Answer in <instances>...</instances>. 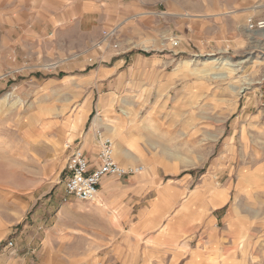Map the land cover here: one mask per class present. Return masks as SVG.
<instances>
[{
    "label": "rangeland",
    "instance_id": "rangeland-1",
    "mask_svg": "<svg viewBox=\"0 0 264 264\" xmlns=\"http://www.w3.org/2000/svg\"><path fill=\"white\" fill-rule=\"evenodd\" d=\"M47 6L0 0V264H264V0H145L92 28L54 25ZM113 65L110 126L143 145L147 167L110 176L158 179L129 192V226L63 183L96 113L74 119L108 92L95 70ZM162 183L179 189L161 220Z\"/></svg>",
    "mask_w": 264,
    "mask_h": 264
},
{
    "label": "crops",
    "instance_id": "crops-1",
    "mask_svg": "<svg viewBox=\"0 0 264 264\" xmlns=\"http://www.w3.org/2000/svg\"><path fill=\"white\" fill-rule=\"evenodd\" d=\"M48 3L46 10H49L48 17H51V20H54V25L58 26H72V25H81L84 28L96 27L99 23V20H103V24H114L117 25L123 21V17L126 16V13L130 10H137L142 4L145 3V0H45V3ZM44 7L43 5H40ZM111 17V18H109ZM101 22V21H100ZM122 57H119L117 60H121ZM133 58V57H131ZM145 64V61H139V63ZM118 65L111 66H102L98 67L95 70L96 75H100L98 84L100 89L104 87L107 88L108 92H102L96 99V104L94 107L89 106L81 112V115H78L74 119V124L79 123L83 117V123L87 122L90 115L96 113V116L90 122L91 124L87 128L85 135L82 139V142L79 141L77 146H79L85 153L90 164L95 166L97 164L96 152H97V140L95 135V129L101 128L103 132L113 136L116 140V155L115 158L118 163L124 166L132 165H146L147 161L145 160L144 147L141 143H137V149L127 144L129 135L120 139L118 132H114L111 128V121L120 122L117 116H114L110 111L109 101V89L111 84L118 85L120 82L121 73L116 69ZM98 87V88H99ZM97 89V87H96ZM84 126V124H83ZM116 133V134H115ZM81 142V144H80ZM141 151V152H140ZM149 167L152 168L149 164ZM118 178L112 176H105L102 178L98 188V201L109 207H117L121 209V218L120 223L122 226H129V219L132 215L131 207L124 205L125 201H130L131 199L136 198L135 195H129L130 191H138L146 188V184L149 182L154 183V186L157 185L158 179L155 178H130L128 183L122 184L117 180ZM175 186L176 188H174ZM177 189V190H176ZM178 186L173 185V183H162L160 188L156 192V209L154 208L153 217L158 219H163L168 217L171 207L173 206V201L178 197ZM224 190H213L208 197V200L212 206L216 207L224 201ZM138 195H141L140 193ZM131 198V199H130ZM215 200L217 203H212L211 201ZM123 204L120 205V204ZM142 212V211H141ZM227 219V216H226ZM136 226V225H133ZM173 227V223H172ZM166 228V227H165ZM230 232L228 231L221 236L215 235L212 236V244H221L222 241L229 237ZM163 236V235H161ZM167 236L173 241L176 237L175 233L171 231V228L167 230Z\"/></svg>",
    "mask_w": 264,
    "mask_h": 264
},
{
    "label": "built area",
    "instance_id": "built-area-1",
    "mask_svg": "<svg viewBox=\"0 0 264 264\" xmlns=\"http://www.w3.org/2000/svg\"><path fill=\"white\" fill-rule=\"evenodd\" d=\"M247 23L250 27H253L252 19H248ZM257 24L259 27H264V19L257 22ZM101 33L102 39L105 41L112 37L114 31L103 30ZM97 135L98 149L96 152L97 164L95 166L90 164L84 151L77 145L72 147L67 157L65 165L66 175L63 183L64 191L68 196L94 202L97 199L98 187L103 177L114 175L121 178L139 173L142 170L141 165L124 166L118 163L115 159L112 140L107 136H102L100 131L97 132ZM66 147L71 148V144H67ZM12 245V241L9 240L5 244V248Z\"/></svg>",
    "mask_w": 264,
    "mask_h": 264
},
{
    "label": "bare ground",
    "instance_id": "bare-ground-1",
    "mask_svg": "<svg viewBox=\"0 0 264 264\" xmlns=\"http://www.w3.org/2000/svg\"><path fill=\"white\" fill-rule=\"evenodd\" d=\"M215 202H216V201L214 200V202H213V203L215 204ZM216 203H217V202H216Z\"/></svg>",
    "mask_w": 264,
    "mask_h": 264
}]
</instances>
